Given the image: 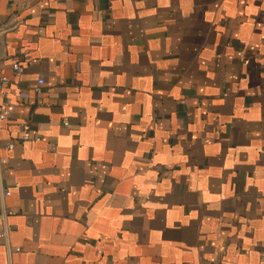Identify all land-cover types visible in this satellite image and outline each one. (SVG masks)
<instances>
[{
    "label": "crops",
    "instance_id": "obj_1",
    "mask_svg": "<svg viewBox=\"0 0 264 264\" xmlns=\"http://www.w3.org/2000/svg\"><path fill=\"white\" fill-rule=\"evenodd\" d=\"M1 30L0 264H264V0H0Z\"/></svg>",
    "mask_w": 264,
    "mask_h": 264
},
{
    "label": "built area",
    "instance_id": "obj_2",
    "mask_svg": "<svg viewBox=\"0 0 264 264\" xmlns=\"http://www.w3.org/2000/svg\"><path fill=\"white\" fill-rule=\"evenodd\" d=\"M2 31H5V30H1L0 32H2ZM13 69L16 73L22 72V69L20 68L19 65H14ZM9 84H10L9 78L4 76L0 71V89L9 86ZM44 85H45L44 79H40L37 86L34 88L35 93L41 94L43 92ZM9 115H10L9 111L0 108V121L7 120ZM21 141H22V143H38L41 141V139L37 138V137L36 138L33 137L30 133L28 126H24L23 134L21 136ZM14 147H15L14 144H10L8 146V149L10 151H12V150H14ZM1 174H2V168H1V158H0V179H1ZM11 195H12L11 190L6 189V188H2L3 199L10 197Z\"/></svg>",
    "mask_w": 264,
    "mask_h": 264
},
{
    "label": "water",
    "instance_id": "obj_3",
    "mask_svg": "<svg viewBox=\"0 0 264 264\" xmlns=\"http://www.w3.org/2000/svg\"><path fill=\"white\" fill-rule=\"evenodd\" d=\"M6 33H7V31H2V32H0V37L5 36Z\"/></svg>",
    "mask_w": 264,
    "mask_h": 264
}]
</instances>
